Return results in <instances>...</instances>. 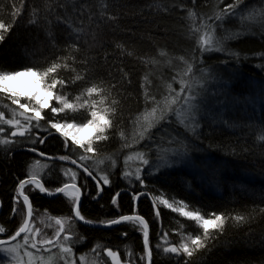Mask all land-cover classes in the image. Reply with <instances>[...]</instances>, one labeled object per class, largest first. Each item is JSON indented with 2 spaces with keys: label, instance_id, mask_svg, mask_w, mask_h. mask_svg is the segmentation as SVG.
Returning <instances> with one entry per match:
<instances>
[{
  "label": "trees",
  "instance_id": "16d2710c",
  "mask_svg": "<svg viewBox=\"0 0 264 264\" xmlns=\"http://www.w3.org/2000/svg\"><path fill=\"white\" fill-rule=\"evenodd\" d=\"M105 2L108 5V15L116 16L117 19L100 18L97 12L99 0H80L77 8L82 5H87V8L83 14L78 13L72 17V24L83 27L84 30L74 37L72 29L64 22L67 17L62 8L54 6L45 13L46 5H54L55 0H0V18L6 23L11 20L12 8L9 4L14 3L17 7L23 4L15 25L4 42L0 43V70H19L23 66L42 64L56 55L63 56L66 54L64 49L78 40L80 52L77 60L90 58L98 78L106 81L112 79L113 82L122 80L123 74L119 71L121 68L128 74L132 83L129 85L124 81L118 89L124 96L117 97L121 99V112L125 118V137L123 140L110 139L107 145L102 146L101 151L102 156L113 155L117 158L118 166L110 175L111 186H103L104 191L100 194L102 198L98 201L91 199L96 191L94 181L89 179L91 196L82 197V214L94 221L93 225L97 227L84 225L83 222L75 224L73 231L76 237L82 238V242L74 244V254L79 257L99 252L103 263L111 264L103 250L111 247L119 253L122 264H143L139 260V256L145 253L141 234L129 226L108 228L99 222L118 214L111 204V198L116 192H121L120 211L130 214L132 210L129 189L121 176L123 159L129 152L145 149L136 144L134 131L138 135V130H134L131 120L127 118L143 108L140 85L146 75L152 85L150 91H163L168 83H172L173 88L179 91V73L184 66L175 61L174 66L163 62L152 63L149 58L159 61L158 49H166L172 57H188L192 53L194 43L187 38L189 22L183 18L186 13L182 8L171 7L173 4L183 3L184 7L191 8L192 4L190 0ZM157 3L165 5L168 10L155 7ZM228 3H233V0H196V11L212 15ZM246 3L249 7H264L260 0H246ZM33 9L38 13L35 24L30 23L34 18ZM45 15L51 21L50 24L45 22ZM199 22L197 20L196 23ZM247 27L249 26L241 28L239 19H228L224 22L223 29L217 28L218 35L245 33L225 42L226 49L239 53L238 58L229 56L227 52H213L203 56L204 63L200 67L206 69L209 75L202 77L208 81L205 93L207 102L202 104L203 108L201 105L203 117L198 139L191 133L183 137L189 144L191 163L161 169L157 176L147 181L146 189H140L153 195L163 193L169 199L174 197L176 200H185L190 206H195L189 210L200 209L202 213L217 214L224 212L232 217H244L243 221L229 220L224 232L209 243V248L192 258L193 264H264V142L257 139L260 129L264 128V59L259 55L264 53V31L258 25H251V32H248ZM48 31L52 32V37L47 35ZM118 43L124 44L126 51L118 49ZM128 52L132 55H128ZM196 55L199 56V52ZM141 58L147 62L142 63ZM69 68L81 70L78 65L73 64H69ZM62 75L70 78L72 73L65 71ZM196 75L201 76V73L196 72ZM84 86L86 85L78 84L75 88H68V91L71 93ZM0 103L10 102L0 95ZM85 118L86 113L81 110L78 122ZM176 127L174 123L173 127L164 123L158 130H153V138L156 134L160 137L164 135L167 141L171 139L169 133L177 134ZM179 131L183 132V129L180 128ZM163 146L168 145L164 143ZM29 147L30 145H25L26 149ZM39 151L53 157L67 154L63 151L59 138H49L44 145L39 146ZM38 159L41 166H49L41 172L42 178L45 174L54 178L53 181L45 180V186L50 190L61 186L60 170L71 167L67 162L47 160L39 157L38 153L19 150V147L8 153L0 150V201L3 202L0 225L8 229L9 233H14L21 222L20 217L12 213L17 178L24 179L29 166ZM29 195L34 207L39 209L34 214L35 226L41 229L44 236L51 238L56 226L47 221L48 216L44 214V210L47 209L52 217L71 215L67 199L62 195L52 198L31 192ZM137 210L149 219L152 226L150 245L153 246V264H177L174 258L158 253L154 247L157 243L155 233L159 232L160 226L153 224L150 197H141ZM161 219L164 228L169 230V238L177 244L180 236L173 231L177 222L184 225L185 235L193 232L185 218L163 209L162 206ZM41 220L44 221L43 224L40 223ZM123 233L128 235L124 236ZM5 238L7 235H0V239ZM97 243L103 246L102 249L92 252ZM129 252L132 255H128Z\"/></svg>",
  "mask_w": 264,
  "mask_h": 264
},
{
  "label": "snow or ice",
  "instance_id": "6c2138e0",
  "mask_svg": "<svg viewBox=\"0 0 264 264\" xmlns=\"http://www.w3.org/2000/svg\"><path fill=\"white\" fill-rule=\"evenodd\" d=\"M192 7H184L183 3L171 5L175 9H183L189 22L188 39L194 43V50L188 56L172 57L166 49H158L160 60L149 58L152 63L163 62L174 66L173 61L184 67L179 73V91H176L172 83L166 84L163 91H150L152 87L147 75L140 85L143 98V108L127 119L131 120L134 130V139L137 145L144 151L134 152L123 159L124 168L121 170L122 179L127 183L132 210L130 214L120 211L121 192H116L111 198V204L117 209V215L99 223L111 228L112 226H129L132 230L142 235L144 255L139 256L143 264H153V246L150 245L151 225L145 215H141L138 202L141 197H150L153 224L159 225L156 232L157 243L154 245L158 253L169 255L177 261V264H193L192 258L199 252L207 250L209 243L221 235L229 220L243 221V216L232 217L224 212L219 214L202 213L200 209L189 210L194 205H189L185 200L166 198L165 194L153 195L150 192L141 191L148 187L147 181L157 176L161 169H170L174 164H190L191 156L189 144L183 138L191 133L198 139L200 129L199 119L201 105L206 103V85L208 81L202 79L209 75L208 71L201 68L204 63L203 56L213 52H227L229 56L239 57V53L226 49L225 42L245 34L244 32H230L227 35H218L217 28L223 29V24L228 19H239L241 28L251 32V25H258L264 31V7H249L246 0H233L218 12L208 15L197 13L196 0H190ZM264 4V0H260ZM80 4V0H55V4L46 5L47 13L54 6L62 8L67 20L64 22L72 29L76 37L83 32V27H75L72 17L78 13L83 14L87 5ZM12 8L11 20L5 22L0 18V43L4 42L6 35L15 25L16 18L21 14L23 4L17 7L10 3ZM155 7L167 11V7L157 3ZM71 9V14H69ZM97 12L101 19L116 20V16L108 15V5L105 0H99ZM33 19L30 23H37L35 17L37 11L33 9ZM59 20L60 17H57ZM91 19V14H90ZM46 23L47 15L44 16ZM199 20V24H197ZM227 31V30H224ZM47 35L52 37V32ZM78 40L70 43L64 49L65 55H56L42 64L23 66L19 70H0V95L10 103H0V146L5 153L15 151L17 147L27 149L32 153H38L41 158L51 161L67 162L71 167L62 168L61 186L50 190L45 186V180L53 181V176L41 172L48 168L47 164L41 166L40 160L34 161L29 166L28 174L24 179L17 178V186L13 198L12 213L20 217L19 227L14 233H9L3 225H0V235H7L6 239H0V264H77V260L83 264H97L94 256L91 261L86 259L87 254L76 257L74 244L82 242V238L76 237L73 229L75 224L83 222L84 225H92L95 222L82 214V197L91 196L88 181H94L96 195L92 200L102 198L103 186H111L110 175L117 165V158L113 155L102 156V146L107 145L110 139H124V117L121 112V99L124 93L118 89L124 81L132 83L128 74L121 68L122 80L113 82L112 79L98 78L93 62L88 57L77 60L80 49ZM55 47V44H53ZM122 52L126 51L124 44L116 45ZM199 52V56L196 53ZM128 55H132L128 52ZM264 59V53L259 54ZM107 58V57H105ZM247 58V57H245ZM141 62H147L141 58ZM69 64L78 65L81 69L69 68ZM65 71L72 73L70 78L64 77ZM200 72L201 76H197ZM111 76V73H109ZM114 79V78H113ZM175 83V78H173ZM78 84L86 86L69 92L68 88H75ZM86 113V118L77 120L80 111ZM164 123L168 127L177 126V134L169 133L171 139L162 141L155 148L152 145L154 131L162 127ZM182 128L183 132L179 129ZM49 138H59L65 155L47 156L46 152L39 151V146L44 145ZM257 139L264 142V128L260 129ZM166 143L168 146L164 147ZM127 147V145H124ZM154 153V158H153ZM136 159L139 166L134 171L127 170L129 160ZM243 187V186H241ZM123 191V190H121ZM29 192L55 197L62 195L67 199L71 215L52 217L47 209L44 214L50 220L55 221V231L51 238L44 236L39 227L35 226L34 214L39 212L30 198ZM0 201V205H2ZM161 206L185 218L193 228V232L185 233L184 225L177 222L176 231L180 236L177 244L169 238V230L162 224ZM40 223H44L43 220ZM195 233V234H193ZM127 236L128 233H123ZM40 237V239H37ZM97 243L92 252L102 249ZM126 248L128 246H125ZM29 248L32 251H29ZM55 248L57 251H53ZM114 264H122L119 253L111 247L103 248ZM128 255H132L131 252ZM25 257L27 260L25 261Z\"/></svg>",
  "mask_w": 264,
  "mask_h": 264
},
{
  "label": "rangeland",
  "instance_id": "374dc122",
  "mask_svg": "<svg viewBox=\"0 0 264 264\" xmlns=\"http://www.w3.org/2000/svg\"><path fill=\"white\" fill-rule=\"evenodd\" d=\"M178 87H179V85H178ZM207 102V101H206ZM219 102V101H218ZM204 106L202 105V108H203ZM205 109V108H204ZM206 110H208L207 108H206ZM201 113H202V109H201V112H200V119H199V124H201V120H202V115H201ZM203 114V113H202ZM137 144V143H136ZM165 147V146H164ZM167 147V146H166ZM134 149H137V147H133ZM133 151H135V150H133ZM134 152H129L126 156H128V155H132ZM153 158H154V155H153ZM175 165V164H174ZM173 165V166H174ZM139 166V161L138 160H136V159H132V160H129L128 161V164H127V169H128V171H134V169L136 168V167H138ZM47 221L48 222H50V223H54L55 224V221L54 220H50L48 217H47ZM37 239H40V237H37ZM52 250H54V252L55 251H57V249H55V248H53ZM29 251H32L30 248H29ZM0 255H3L2 253H0ZM76 256V255H75ZM96 257V259H97V264H104L103 262H104V260H101V258H100V256H101V254L99 253V252H96V253H91V254H88L87 256H86V259L88 260V261H91V259L93 258V257ZM25 259V261L27 260V257H25L24 258ZM109 259H110V262H111V264H114V262L111 260V258L109 257ZM77 264H83V262H81V261H79V260H77Z\"/></svg>",
  "mask_w": 264,
  "mask_h": 264
},
{
  "label": "bare ground",
  "instance_id": "6f19581e",
  "mask_svg": "<svg viewBox=\"0 0 264 264\" xmlns=\"http://www.w3.org/2000/svg\"><path fill=\"white\" fill-rule=\"evenodd\" d=\"M153 140H154L155 143L152 145V147L155 148V146L156 145H160L162 143V141H166V136L163 135L162 137H160V135L156 134L155 137L153 138ZM20 149L23 150V151H27V149L25 147L24 148H19V150ZM46 197H48V196H46ZM1 209H2V205H1Z\"/></svg>",
  "mask_w": 264,
  "mask_h": 264
},
{
  "label": "water",
  "instance_id": "95a60500",
  "mask_svg": "<svg viewBox=\"0 0 264 264\" xmlns=\"http://www.w3.org/2000/svg\"><path fill=\"white\" fill-rule=\"evenodd\" d=\"M0 211H1V205H0ZM89 226H96L97 227V225H89ZM99 227H104L103 225H98ZM6 239V238H5Z\"/></svg>",
  "mask_w": 264,
  "mask_h": 264
}]
</instances>
